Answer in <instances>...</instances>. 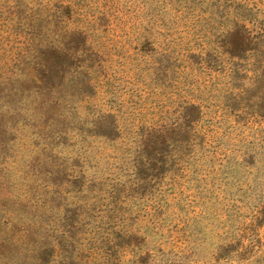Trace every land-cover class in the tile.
<instances>
[{
    "label": "rangeland",
    "instance_id": "374dc122",
    "mask_svg": "<svg viewBox=\"0 0 264 264\" xmlns=\"http://www.w3.org/2000/svg\"><path fill=\"white\" fill-rule=\"evenodd\" d=\"M0 264H264V0H0Z\"/></svg>",
    "mask_w": 264,
    "mask_h": 264
},
{
    "label": "trees",
    "instance_id": "16d2710c",
    "mask_svg": "<svg viewBox=\"0 0 264 264\" xmlns=\"http://www.w3.org/2000/svg\"><path fill=\"white\" fill-rule=\"evenodd\" d=\"M154 163H165L163 159L156 160Z\"/></svg>",
    "mask_w": 264,
    "mask_h": 264
}]
</instances>
